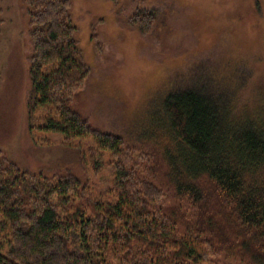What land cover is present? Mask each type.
Instances as JSON below:
<instances>
[{
    "label": "trees",
    "instance_id": "trees-1",
    "mask_svg": "<svg viewBox=\"0 0 264 264\" xmlns=\"http://www.w3.org/2000/svg\"><path fill=\"white\" fill-rule=\"evenodd\" d=\"M23 7L33 47L28 130L62 134L65 143L92 139L94 169L107 156L113 182L93 197L74 176L29 173L0 150V264H264V107L239 114L232 96L192 85L161 100L133 146L95 131L72 110L90 69L70 0H23ZM154 21L149 9L130 18L142 36ZM145 144L150 158L138 149ZM151 160L191 204L190 221L161 207L146 173ZM203 180L215 194L204 195Z\"/></svg>",
    "mask_w": 264,
    "mask_h": 264
},
{
    "label": "rangeland",
    "instance_id": "rangeland-1",
    "mask_svg": "<svg viewBox=\"0 0 264 264\" xmlns=\"http://www.w3.org/2000/svg\"><path fill=\"white\" fill-rule=\"evenodd\" d=\"M70 3L76 39L90 69L72 110L93 130L119 135L133 146L161 100L192 85L210 84L223 96H232L239 114L251 107L263 109L264 0ZM139 8L155 13L147 36L130 24ZM32 52L23 0H0V150L22 170L45 176L70 174L93 197H103L112 188L113 176L103 165L107 156L95 155L101 162L94 169L92 139L65 143L62 134L27 128L25 95ZM145 145L138 149L150 158L151 145ZM145 163L154 168L146 173L161 192V207L179 210L190 221L195 216L191 204L166 186V168L152 160ZM201 186L205 196L215 194L208 181Z\"/></svg>",
    "mask_w": 264,
    "mask_h": 264
}]
</instances>
